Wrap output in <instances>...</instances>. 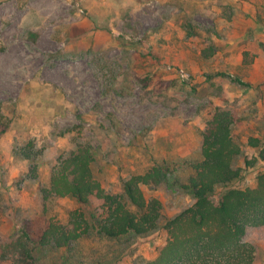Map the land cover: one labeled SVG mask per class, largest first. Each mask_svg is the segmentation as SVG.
I'll return each mask as SVG.
<instances>
[{"label": "rangeland", "instance_id": "374dc122", "mask_svg": "<svg viewBox=\"0 0 264 264\" xmlns=\"http://www.w3.org/2000/svg\"><path fill=\"white\" fill-rule=\"evenodd\" d=\"M218 107L239 118L243 167L259 150L251 138L264 143V0H0V111L10 119L0 137V244L69 222L76 200L45 199L41 187L80 142L95 147L102 185L120 193L133 173L198 158ZM29 142L31 160L15 152ZM263 170L259 161L238 184L255 185ZM142 188L161 199V226L194 202L178 185ZM91 210L99 215L101 201ZM106 242L83 239L86 261L145 264L167 232ZM257 247L264 264V241ZM41 253L38 264H51L65 251ZM5 264L20 263L10 255Z\"/></svg>", "mask_w": 264, "mask_h": 264}, {"label": "trees", "instance_id": "16d2710c", "mask_svg": "<svg viewBox=\"0 0 264 264\" xmlns=\"http://www.w3.org/2000/svg\"><path fill=\"white\" fill-rule=\"evenodd\" d=\"M238 121L232 109L216 108L202 133L198 158H186L180 164L164 160L133 173L123 181L120 193L102 185L94 169L95 147L80 142L58 159L49 183L41 187L45 199L76 200L69 222H49L37 240L24 231L0 244V264L10 255H17L20 264H38L39 253L50 251H65L51 264H101L102 258L86 261L83 239L97 236L107 244L120 243L131 236L150 235L160 227L167 232V242L145 264H257V246L264 241V170L257 174L255 185L238 183L245 180V170L264 163V143L252 137L250 145L258 152L244 155V166H236L242 154L234 137ZM9 127L10 119L0 111V137ZM32 146L29 142L15 152L31 160ZM165 184L183 188L194 202L161 226L163 203L156 196L147 198L142 185L155 190ZM94 198L101 201L99 215L91 210Z\"/></svg>", "mask_w": 264, "mask_h": 264}, {"label": "built area", "instance_id": "2783aa9c", "mask_svg": "<svg viewBox=\"0 0 264 264\" xmlns=\"http://www.w3.org/2000/svg\"><path fill=\"white\" fill-rule=\"evenodd\" d=\"M178 72H179V75L182 77V79H188L190 76V74L183 68L179 69Z\"/></svg>", "mask_w": 264, "mask_h": 264}]
</instances>
